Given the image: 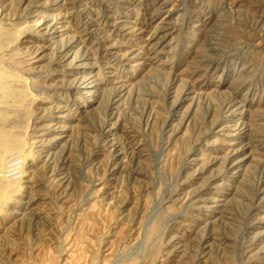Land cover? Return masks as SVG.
<instances>
[{
  "label": "rangeland",
  "instance_id": "374dc122",
  "mask_svg": "<svg viewBox=\"0 0 264 264\" xmlns=\"http://www.w3.org/2000/svg\"><path fill=\"white\" fill-rule=\"evenodd\" d=\"M10 135L0 264H264V0H0Z\"/></svg>",
  "mask_w": 264,
  "mask_h": 264
},
{
  "label": "bare ground",
  "instance_id": "6f19581e",
  "mask_svg": "<svg viewBox=\"0 0 264 264\" xmlns=\"http://www.w3.org/2000/svg\"><path fill=\"white\" fill-rule=\"evenodd\" d=\"M22 148L21 142L19 140V138H17V136H7L5 139H3L0 143V159L3 156V154L5 152H7L3 158L2 161H0V172L2 173L3 168L5 163L7 162L6 159H8V162L6 163V167L4 168V171L2 174H4V172H8L9 171V165H14V163H18V157L15 156H11V154L14 153V151H19L21 153V156L24 159V162L26 163V158L28 157V154L26 153V155L24 154V151L22 149H15V148ZM14 149V150H12ZM20 156V155H18ZM20 156V157H21ZM9 157V158H8ZM21 157V159H22ZM20 159V160H21ZM6 161V162H5ZM24 167V166H23ZM22 172V171H21ZM1 178V176H0ZM2 180H0V203L4 200V198L7 195V191L10 188L11 185H13V183L17 182V180H11V179H6V178H1Z\"/></svg>",
  "mask_w": 264,
  "mask_h": 264
},
{
  "label": "built area",
  "instance_id": "2783aa9c",
  "mask_svg": "<svg viewBox=\"0 0 264 264\" xmlns=\"http://www.w3.org/2000/svg\"><path fill=\"white\" fill-rule=\"evenodd\" d=\"M18 168H19V162L14 163V165H9V171L4 172V174L1 176V178L13 179L17 175V173L20 172V170Z\"/></svg>",
  "mask_w": 264,
  "mask_h": 264
}]
</instances>
